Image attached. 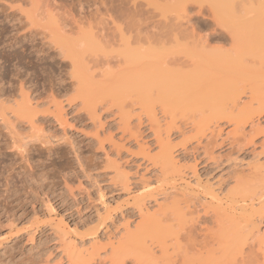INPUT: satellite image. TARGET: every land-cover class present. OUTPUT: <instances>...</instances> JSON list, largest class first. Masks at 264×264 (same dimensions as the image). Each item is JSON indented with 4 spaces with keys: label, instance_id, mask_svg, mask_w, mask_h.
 I'll return each mask as SVG.
<instances>
[{
    "label": "rangeland",
    "instance_id": "374dc122",
    "mask_svg": "<svg viewBox=\"0 0 264 264\" xmlns=\"http://www.w3.org/2000/svg\"><path fill=\"white\" fill-rule=\"evenodd\" d=\"M116 1L107 0L106 2V0H103L101 2L102 4L99 5L98 3L100 0H0V104H4V107H8L12 106V104L14 105L19 98L22 100L20 96L22 93L20 92H24L21 91V87H23L25 91L27 90V92L24 93L29 99L27 104L30 105V108L32 106V108L38 110V116L42 115V118L45 117L49 120L47 123H44V121H36L35 125L37 128L32 131L29 128V123L25 120L20 121L18 124L15 122L14 125L10 126V130H12L14 135L17 136L16 139L21 138V136L24 138L25 134H27L25 137L34 134L40 135L41 138H48L49 143L44 147H41L39 143H35L37 150L30 153V158H28L27 161L20 158L19 155L8 148L2 147L3 150H0V152H4V155H0V166L2 165L0 167V264H80V262L82 263L83 261L86 262V264H109L105 257L110 256V248L117 244L119 233L121 234V231L124 233L126 228L133 229L135 222L140 220L136 210H134L138 204L143 208V212L148 210L152 213L153 210L159 208V205L164 206L172 198H183L181 195L182 192L193 195L198 189H202V187H210L214 190L223 187H231L235 185V177L239 176L243 177L240 179H244L247 176L249 173V166H247V164L250 163L251 166L256 162H264V153H260L262 151L260 148L261 143L264 140V116H258L256 113H253L252 121H248L245 124L243 123V127L238 132V137L241 141H245V139L249 137L252 128H258L260 132L254 136L253 144L244 145L239 152L227 145V141L230 139L227 132L233 128V125L224 121L217 122L215 126L210 124L211 129L214 130V137L208 147L209 151H212L210 156H213L216 159V165L213 170L210 169L211 172L209 174H206L204 168L201 166L202 164L198 163L199 160H194V157L200 153V150L192 149V147L196 145V141L192 137L195 133L193 122L198 120L202 113L207 114L208 111L206 108L199 107L197 102H192L186 105L181 103L177 105L178 107L176 106V108L173 107L164 111L159 104H157L158 102H155V105H153V111L155 112L154 115L157 120V123L156 120L155 123L162 129L161 137L171 148L175 166L180 170L179 172H173L168 175L156 176L154 172H152V170H156V168L151 167V164L144 167V164L142 165V155L139 154L140 151L153 156L158 151V145L154 140V136H152L153 134H151L152 130L147 128V123L145 124L143 122L141 125L136 126L137 121L133 114L140 112V109L135 106V103H132L134 106L129 105L131 104L129 102V95L120 89L119 82H122V80L115 75L117 72L122 75L120 71L116 70L118 69V67L116 68L118 58L120 60V58H123L124 56H136V45L132 44V49L130 51H128L126 47L121 46V48H118L119 46L116 45L111 47L112 50L115 48V52L112 51L110 47L103 48L104 46L101 41L98 42L101 43L103 47L97 42V38L100 40V37L98 36L99 32L95 30L100 29L102 17L106 18V16L104 17L100 14L108 13L106 12V7H104L105 5L103 6L104 2V4L110 6L107 8L108 11H110V14L117 10V13H115L116 16L118 15L117 18H114L116 17L115 15L113 17L117 22L114 23H117L122 27V24L125 25L127 23L122 21L123 14L127 13L125 15L126 17L124 16V19L129 16L132 19V17L134 18L136 16V19L134 18L131 21H134L135 24H141L137 17L143 18L145 9L147 12L149 11L148 16H151L150 11L155 15L154 18L152 17L153 15L151 16L153 18V23H151V28L153 30L158 31L161 28L163 24L161 21H165L164 26L178 24L179 22L181 30H184L185 27H190V31L186 29L189 33H194L197 36L198 34H204L205 38L211 36L207 39L203 38L205 40L201 39L205 44L206 42L209 44L208 47L211 48L212 51V46L215 45L218 47L217 45L220 44V41H218V35H211L210 29L214 27L212 32L216 31L218 34L222 28L219 33L227 34L229 32V25H232L230 24V21L235 23L234 25H236V23H241L242 25H240L243 26L244 22L246 23L247 21L244 19V17H246L249 22L247 24L248 26H244V30L240 31L247 32L251 29L254 34V29L252 28H255L256 26V34L254 38H252L253 36H250L249 39L252 38L251 41H247V45L253 41L251 44L252 48L249 47V49H251V52H254V48L257 47L256 45L258 43L260 48L264 45V13L262 11H257L256 7L263 0H239L238 5H236L237 8L233 6L235 1L233 3L232 0L231 4H233L229 6H233L235 9L227 6L225 10L229 11V14L234 13L235 16L232 15L231 17L227 14L223 17L227 27L219 23L215 17H211L212 7L210 5L211 8H209L206 0H199L200 2L189 0L192 1L191 5L190 2H187L188 0H183L184 2L181 1V4L183 2V5L187 8H185L187 13L184 14L181 13V11L184 10L181 4L179 7L180 9L182 7V10L179 9L181 14L178 13V6H176V8L172 2L174 0H171V5L168 3L170 0H164L165 2H163V0H158L160 5H158L157 0H155L156 4L154 0H146V4L145 0H138V2L134 0V2L136 1L137 3L140 2L141 4H144V8L142 7L143 9L140 7L141 5L138 7L143 11L137 9V7L135 8L138 11L140 10L139 12L141 14L143 13V15L134 10V5L130 0H125L127 2V7L125 6V1L121 0L122 3H120L121 1H117L119 3ZM177 1L178 0L175 1V4H179ZM193 1L195 3H193ZM212 1L209 0V2ZM216 1L219 4V0ZM166 2L168 3V6L167 4L163 5ZM202 2L203 10L200 8V3ZM151 4L156 7L151 6ZM245 4H248L249 8L247 6L245 7ZM223 6L225 7V5L220 7L223 8ZM240 6L244 8L243 17H241L239 12L241 9ZM198 7L200 13L197 10ZM228 7L234 10H228ZM111 8H113L112 10L115 8V10L112 12L109 10ZM126 8H129L130 12L125 11L126 13H124L123 11L124 9L126 10ZM194 8L196 9L194 10ZM246 8L248 11H245ZM121 9L122 11L120 12L119 10ZM174 9L177 10L175 11ZM191 9L194 10V13L199 14H195L194 16L191 15V18V16H189L190 14L188 15V12ZM249 9L253 10V12H249ZM192 10L190 11L191 13ZM196 10L197 12H195ZM201 11H205L204 14L206 15H202ZM6 12L13 13L14 18L21 16V23H19L20 21L17 19H4L3 15L6 14ZM27 12H29V14L32 12H42L43 14L48 12L47 14H51L48 18L56 16V20H58L57 23H60L57 24L53 18L52 21L58 25V27L60 26V28H58L60 30L57 29L58 33H54L55 27L57 28V26L53 25L52 21L49 19L47 20V18L46 20H37L34 23L32 22V24L29 23V21L23 17ZM246 12H248V14ZM257 12H260V15ZM128 13H131V15H128ZM171 13H173V15ZM55 14L59 15L57 16ZM67 14L69 16H67ZM88 14L91 16L88 17ZM185 14L186 17L188 15L190 19L189 17L186 19L182 16ZM249 14L252 15L249 16ZM83 15H85L86 19H84L85 17ZM145 15H147V13ZM100 16L102 17L99 22L96 18ZM150 16L148 18H151ZM208 16L213 19L211 22H213V24L216 23L220 29L218 27L216 28V25L213 26L211 22V25L208 24L207 28L205 26L206 29L204 26L202 28L203 22L209 20L208 18L206 19ZM229 16L231 19H233L234 16L235 19L230 20ZM181 17L185 19L180 21ZM204 17L205 20L202 21ZM62 18H64L63 21ZM88 18H91L92 24L90 23L91 20ZM148 18L146 16L144 22L148 25L147 29L150 30L151 28L149 25L151 24L146 23ZM237 19L238 21L239 19L242 21L244 20V22H237ZM114 20L110 21L111 24L110 22L108 24L112 29L117 25L113 24ZM127 20L131 22L130 19L127 18ZM155 20L156 23L159 20L161 26L156 24ZM186 20L190 23L187 21V24ZM261 20H263L262 24L260 23ZM149 21H151V19H149ZM67 22L68 25H65V28L62 24H67ZM167 22L170 23L165 25ZM206 22L204 25H207ZM192 23L194 26L196 25V28L192 27ZM254 23L256 24L254 25ZM153 24H156V28ZM182 24H185V27ZM251 24H253L254 27H252ZM13 25H16L17 28L11 27ZM79 25L80 27L83 26V29H81ZM96 25L97 27L99 26V29ZM234 25L232 26L234 27ZM90 26L94 32H97L94 33V36L92 37L91 34H93V32H91V28L88 29ZM238 26L239 25L235 27L238 28ZM72 27L73 29L75 27V30H73ZM67 28L72 29L71 34L74 35V39L71 35L70 37L68 36L70 30L68 31ZM208 28L210 29L207 31ZM225 28L228 32L226 30L224 31ZM30 29H33V31H36L37 33H43L44 36H47V40H50V38H53L52 40H57L60 37L59 34L62 33L61 29H66L65 34H68V38L76 41H74V44L73 41L70 42L71 40L65 39L67 41L69 40V44H73L71 49L69 47V52L73 55L75 54V73L77 72V74L79 73V76L83 77L78 78V75L73 72L77 80L76 78L71 77L74 78L72 81L69 73L65 74L68 69L69 71L72 69V64L70 65V61L61 64L63 58L57 54V51H55L54 48L53 50L51 48L50 50L46 48L43 51L44 53L41 52L37 54L34 52L35 55L32 52L33 48L31 47L32 50H30L31 48H28L31 46L29 42L19 41L17 38L18 35L28 32ZM191 29H193V32ZM217 29H219V31ZM239 29L240 26L238 30ZM78 30L86 33H80ZM199 30L202 34L199 33ZM204 30L206 33H204ZM67 31L68 33H66ZM73 31H78L82 35L80 36L78 32L73 33ZM89 31L91 34H88ZM234 31L236 32V30ZM52 34L53 37H50ZM95 34H97L96 38ZM205 34H208V36ZM66 35L63 34L62 38L64 39V36ZM77 38L79 40H77ZM80 40L83 43H81ZM180 41H182L184 45H181L183 43L180 42V47L175 44H171V46L172 48L177 47L181 53L179 56L181 55L182 59H185V53L191 51L193 47L190 42H187L188 40ZM79 42L82 45H80ZM222 42H226L221 43L222 45L226 44L223 45L224 49L227 50L228 47L230 49L227 50V54L228 52L229 54L228 56L225 54L226 57L228 58L230 55L229 58L234 59L235 56L231 55L232 53L234 54V52L231 51V45L229 46L230 42L228 44L227 41ZM92 43H95V45L98 44L95 46ZM86 44L89 45L86 46ZM98 45L99 48L97 47ZM187 45L191 47L188 49ZM220 47L222 46L220 45ZM260 48L259 50H261ZM72 49H76L77 51ZM109 49L111 52L108 51ZM256 49L258 50V47ZM226 50H223L222 48V50H216L217 53L214 52L219 58H226L225 56H222ZM211 51L209 53H213V51ZM220 51L223 53L220 54ZM116 52L123 53H120L121 57H118L120 54H117L118 58L116 59ZM200 52L202 55L207 56V59L209 60L213 61L216 59L212 54V56L207 55L208 48L206 47L204 50H200ZM104 53L110 57V75H108V70L105 67L102 69L101 66L103 65H99V63H102L105 59ZM87 54H91L93 57L91 59L92 61L98 62L95 64L96 67H94L95 65H91V56ZM37 55H39V57ZM76 55L79 56L80 60ZM203 58L202 60L204 61ZM76 59L78 60L76 61ZM83 62L90 64L87 66H91V68L89 69L88 67V69H86ZM100 69L101 71L104 70V72H101ZM112 69L116 72L114 71V73ZM213 69L214 68L210 70L213 72ZM82 72L83 75L81 74ZM199 72L200 70H196L190 74H195L197 76ZM111 73L112 76L114 75V78L111 76ZM123 73L126 74L127 72ZM132 75L135 76L134 78L140 76L138 73ZM125 77H127L125 78L127 79L126 82L132 80L128 79V77L131 78V76L126 75ZM116 78L119 80L118 82ZM67 79H69V81ZM125 79H123V81H125ZM112 83H114V85ZM178 92L180 93L181 90H175L174 94L176 93V95H178ZM248 93L249 90H246L244 94L241 93L237 96V103H239V106L245 104V102H249L250 95H248ZM14 96L17 98L16 101ZM168 97L169 96H167V98ZM53 100L62 107L61 117L65 122L60 124L56 123L53 119V115L48 114V111L46 112L47 108L48 110L52 109L51 111L53 112L55 111V108L53 107L55 103L52 102ZM45 104L48 106L45 107ZM252 104V107L256 108L257 104ZM120 109H122V111L125 110L130 115L129 130L134 132L135 137H129V132L123 131L121 128L122 125L119 127L117 126L118 122L116 120L119 119L118 111ZM91 110H94L95 113L98 114L99 119L96 118L92 120L88 117L89 111ZM6 115H8L7 118L10 116L13 119V116L9 111L6 112ZM144 119L146 120L143 116L142 121H145ZM16 124L17 126H15ZM177 126L180 127V130L176 129ZM4 129L3 124L0 123V144H3L6 140H10L8 131ZM99 140H102L101 146H99ZM1 141L3 142L1 143ZM50 142L52 144H50ZM185 143L186 150H183L181 145ZM45 148H50V151H47ZM255 154L256 156L254 157L253 155ZM194 163H196L197 171L195 174L191 175L189 173L190 167ZM195 179L198 183H195ZM163 193H166L167 195L165 196ZM170 193L171 195H169ZM151 196H153V198H151ZM163 196L167 199L165 200ZM154 197L156 200H153ZM212 204L216 205L215 202ZM260 228L261 230H264V225L261 224ZM153 249L154 253L157 252L156 256H159V250L157 248ZM169 252H171V250ZM90 257L91 259H89ZM158 264H161V262H158Z\"/></svg>",
    "mask_w": 264,
    "mask_h": 264
},
{
    "label": "bare ground",
    "instance_id": "6f19581e",
    "mask_svg": "<svg viewBox=\"0 0 264 264\" xmlns=\"http://www.w3.org/2000/svg\"><path fill=\"white\" fill-rule=\"evenodd\" d=\"M102 1L103 0H100L98 4L99 5L102 4L101 3ZM117 1L120 2L121 0H117ZM136 1L138 2V0ZM136 1L134 2V0L132 1L130 0V2H132L134 5L133 7L134 10L137 13H140L139 12L140 10L143 11L142 9L144 8L143 7L144 4H141L140 2L137 3ZM149 1H152V0H149ZM165 1L163 0V2ZM175 1L176 0L172 2L174 3L175 7L178 6V8L176 7L178 9V13H180V10H182V7L184 10H182L181 13L183 14L187 13L185 11L187 8L185 5H183L184 1L178 0L177 2H179V4L178 3L175 4ZM181 1H183L182 4H181ZM196 1L200 2L199 0H196ZM206 1L208 2L207 4L209 8L212 7L211 17H215V19L219 23L226 26L224 22L225 19L223 17L227 14L232 17L234 13H231L230 11L231 14H229V11H226L225 8L229 5H232L234 1H235L234 3L235 5L233 4V6L237 8L236 5H238L239 0H233L232 4H231L232 0H219L218 1L219 4L217 3L216 0H213V1L211 0L212 2H209V0H206ZM158 2L159 1L157 0V3ZM170 2L171 0L168 3L170 4ZM187 2H190V5L192 4L191 3L192 1L188 0ZM104 3H103V6L105 5L104 7H106V10H107L106 12L108 13L100 14L104 17L106 16V18H103L102 16L98 17L99 19L96 18L100 22V19L102 17L100 29L98 28L99 26L97 27V25L96 27L99 30L95 29L96 31L99 32L98 36L100 37V40L99 38H97L98 40L97 39L95 40H97V42L101 41L104 47L102 46L101 43L99 42L98 43L101 44L103 48L110 47V49L112 46L116 45V46H119L118 48H121V46L126 47L128 51H130L132 49L131 48L132 44L136 45L135 51L137 52V54L134 57L124 56L122 58L120 53H123L124 50L123 52H116V59L118 57L122 58V59L120 58V60L118 58L116 68L118 67L119 70L118 69L116 70L120 71L122 75L118 72H117L118 74L115 73L116 71L113 69L112 71L113 72L115 71L114 72L115 75H117V77H119L120 80H122V82L121 81L119 82L120 89L126 92V94L128 93L129 98H130V101L129 100L128 101L131 103L129 105L134 106L133 104L135 103V106L139 107L140 109V112L133 114V116L136 117V121H137L136 126L141 125L143 122L145 124L147 123V126H148L147 128L152 130L151 134H153L152 136H154L155 138L154 140L158 145L157 147L158 151L153 156L147 153H144L143 151H140L139 154L142 155V161H143L142 165L144 164V167L151 164V167L156 168V170H152V172H154L156 176L168 175L173 172H179L180 170L179 168L175 166V161H174L171 148L161 137L162 129L160 128L159 125H156L157 120L154 115L155 112L153 111V105H155V102H158L157 104H159V106L164 111L169 110L173 107L176 108V106L181 103L182 104L184 103L186 105L192 102H197L199 107L206 108V110L208 111L207 114L202 113L200 118L193 122L195 133H194V136H192L194 140L196 141V145L192 147V149L200 150V153L196 157H194V160L195 161L199 160L198 163L202 164L201 166L204 168V172L206 174H209L211 172L210 169L213 170L215 168L214 166L216 165V159L215 157L210 156V153L212 151H209V147H208V145L211 143V140L214 137V130L211 129L210 124L211 125L213 124L215 126L217 122L224 121L228 124L233 125V128L227 132V135L230 136V139L227 141V145L230 148L235 149L237 152H239L244 147V145L253 144L254 136L260 132L258 128L257 129L252 128L251 133H249V137L245 139V141L240 140V138L238 137V132L243 127V123L245 124L248 121L249 122L252 121L253 113H256L258 116L260 115L264 116V45L262 48H260L259 43L257 42L258 43L256 45L258 47V50H257L256 49L257 47H255V44H254V47H255L254 52H251L250 51L251 49H249V47L252 48L251 44L253 43V41L252 43L250 42V44L247 45V41H251V39L254 38L256 34L255 33L256 26L255 28H252L254 29V34L252 33L253 31H251V29L247 32L240 31V30H244L243 27L248 26L247 24L249 23L248 19L244 17V19L247 20L246 23L244 22V20L242 21L239 19L238 21L237 19V22H240V21L244 22L243 26H241L242 25L241 23L239 24L236 23V25H234L235 23H232L230 21V24L234 25V27L232 25H231L232 27L229 25L228 27L229 29L227 28L229 32L225 28L224 31L226 30L228 33L221 34L219 32H221L222 28L219 31L220 28L215 23L216 21L214 22L215 24H213V22H211V20L213 19H211V17L209 16L206 17V19L208 18L210 21L208 20L209 23L208 21L207 22L205 21L207 25L206 24L204 25L205 22H203L202 28L203 26L204 28L205 26L207 28L208 24L209 25L213 24V26L216 25V28L217 27L219 28L217 29L219 31V32L217 31L218 34L216 33V31L212 32V29L214 30V27L213 28L211 27L212 29L210 28L207 29V31L210 29L211 35L212 34L218 35L217 36L218 41H220V44L217 45L218 47H216L215 45H214L215 47L212 46L213 53H209L211 51V48L208 47L209 44H207V42L205 44V42L202 41V39L205 37H204V34L200 33V30H199V33L202 35L198 34L197 36L194 33H189L190 27H185V24H182L185 27L184 29L185 31L181 30L179 22L178 24L175 22L176 24H170V25H167L168 23H170V22H167L165 23V25L167 26H164V22H165L164 19H163L164 22L161 21V23H163L162 24L163 28L160 25L161 23L159 22V20H158L159 23L158 22L156 23V20H155V23L160 25L161 28L158 31L153 30L151 28L152 26L151 23H153L152 21L155 15H153L151 11H150V14L151 16L153 15L152 16L153 18L150 15L149 16L151 18H148L149 11L147 12V10L145 9H144V15L143 13L142 14L140 13L141 15H143V18L141 17L142 18L141 19L140 17H137L139 18L140 23L143 25L142 26L141 24H135L134 21L133 22L131 21L134 18L136 19V16L134 13H133V15L135 16L134 18L132 17L131 19L130 16L127 17L128 19H130L132 23L129 22L127 18H125L127 21L124 19V16L127 14L125 11L128 12L129 8H126V10L124 9L123 12L126 14H123L124 15L123 18L119 13L120 17L123 19L122 21L127 22L125 25L120 22L123 25L122 27L121 25L119 26L117 23H114V22H117V20L115 21L113 19L115 13H117L116 12L117 10L114 11L115 8L114 10H112L113 8L109 9L112 12L114 11V13L110 14L109 13L110 11H108L107 9L110 6ZM120 3H122V1ZM124 3H126L125 4L126 6L127 2L125 1ZM168 3L166 2L163 5L167 4L168 6ZM193 3L195 2L193 1ZM145 4H146V0H145ZM155 4H156V1H155ZM180 4L182 6L181 9L179 8ZM200 4H201L200 8H202L203 2ZM158 5L160 4L158 3ZM222 5H225V7L224 6L223 8L220 7ZM139 6L143 8L140 9L138 8ZM151 6L156 7L153 4H151ZM233 6H229V7L232 8ZM246 6L248 7L249 5L245 4V7ZM136 7L137 9H140V10L138 11L137 9H135ZM229 7H228V10L235 9L234 7H233L234 9H231ZM256 7H257V11H262L264 13V0L261 3H259L258 6ZM240 8L242 10L244 9L242 8V6H240ZM122 9L119 11L121 12ZM195 9L196 8H194V10ZM241 9L239 12H240L241 17H243L244 10L242 12ZM194 10H192V13H194L193 12ZM197 10L199 12V7ZM197 10L195 12H197ZM145 11L147 15H145L146 14ZM190 11L188 12V15L190 14L189 16L191 15L194 16L195 14L198 15L200 13L199 12V13L192 14ZM245 11H248L247 8ZM251 11L253 12V10L249 9V12ZM204 12L205 11L203 12L201 11L202 15H206L204 14ZM32 13L29 14V12H27L25 15H23V17L26 18L27 21H29V23L31 24L32 22L34 23L37 20H41V19L46 20V18L47 20L49 19L51 21L53 18L56 21V23L58 21L56 20L57 18L56 16L48 18L51 16V14H47L48 12L44 14L42 12L40 13L36 12L33 14ZM246 13L248 14V12ZM129 14L131 15V13H128V15ZM171 14L173 15V13ZM258 14L260 15V12ZM188 15L187 17H189ZM251 15L249 14V16ZM67 16L69 15L67 14ZM83 16L85 17V15ZM89 16L91 15L88 14V17ZM117 16L114 18H117ZM144 16L145 17L147 16L148 21L149 19H151V21L149 22L146 20V23L151 24L149 26L152 30L147 29L148 25H146L144 22L145 21ZM182 16L187 19L186 14ZM230 16H229L230 20L235 19L234 17L235 15L233 16V19H231ZM3 17L6 20H10V19L16 20L17 19L18 21H20L19 23H21V19H20L21 16L14 18L13 13L6 12V14H4ZM183 17H181L180 21H183L185 19ZM91 18H88V19L91 20ZM63 19L64 18H62V21ZM84 19H86V17ZM112 20H114L113 24H117L116 26L113 27V29L110 26H108L109 22ZM188 20H186V23ZM203 20H205V17L204 19H202V21ZM189 21L188 23H190ZM261 21L260 23L262 24L263 20ZM143 22L145 25L143 24ZM59 23L60 22H58L57 24ZM90 23L92 24V20ZM256 23H254V25ZM75 24H76V21H75ZM156 24H153L155 25V28H156ZM53 25L57 26V28L54 26L55 30L60 28V26L58 27V25H56L55 23H53ZM62 25L65 27V25H68V22L67 24H62ZM237 25L240 26L239 30H238L239 26L238 28L235 27ZM254 25L251 24L252 27H254ZM91 26L88 29H90ZM11 27L17 28L16 25H13ZM82 27L83 26H81L80 28L83 29ZM192 27L196 28V25L195 26L193 25ZM62 29H61L62 33L66 35L65 34L66 29L65 30H62ZM72 29L71 28L68 29V31L70 30V33L69 35L68 34L67 35L69 37L71 35L73 38L74 35L71 34ZM186 29H188L189 31ZM233 29L236 30V32ZM55 30H54V33L55 32L58 33V30L60 29H58L57 31ZM73 30H75V27ZM90 30L91 32H93V34H91L90 31L88 32V34H91V37L94 36V33H97L96 31L94 32L92 28ZM191 30L193 32V29ZM68 31L66 33H68ZM78 31L80 32V30ZM78 31H75V32L73 31V33H76ZM17 33H20V32H17ZM62 33L59 34L60 37L57 40H52L53 38L52 39L50 38V40H47L46 38L47 36L46 35L44 36L43 33L41 32L37 33L36 31H33V29H30L28 30V32H24L23 34L21 33L20 35H18L17 38L21 42L23 41L29 42L31 46L28 48L32 47L33 53L34 52L37 54L41 52L44 53L43 52L44 49L47 48L48 50H50L51 48L53 50L54 48L55 51H57V54H59L63 58V59L61 58L62 59L61 64H65V62L67 63L68 61H70L69 62L70 65L72 64L71 66L73 70L70 69L69 71L68 69L69 72L66 71L65 74L69 73L70 79L74 80V78H76L75 74H77V72L75 73L76 69L74 68L75 67V61H74L75 54L73 55L72 53L69 52V47L71 49V46L73 45V44L71 45V43L69 44V40H71L70 42L72 41L74 42L75 40H73L74 38L69 39L67 35L64 36V39H63ZM80 33L79 35L81 36L82 34ZM204 33H206L205 30H204ZM59 35H56V36H59ZM79 35H76V36H79ZM96 35L97 34H95V38H96ZM205 35L208 36V34H205ZM250 36L251 37L253 36V37L249 39ZM50 37H53V34ZM210 37L211 36L207 38H210ZM65 39H69V40L67 41ZM212 39H215V38H212ZM77 40L79 39L77 38ZM180 40H188L187 42H190L191 46L193 47L191 51H188L187 53H185L184 55L185 59H182L181 55L179 56V54L181 53L177 49V47L172 48L171 46V44H175L178 47H180L179 43L182 42ZM222 41H227V44L230 42L229 46L231 45V49H232L231 51L234 52L235 55L232 52L230 53H232L231 55L235 56L234 59L229 58L230 55L228 58L226 57L225 54H227V50H230V49L229 47L227 48V50L224 49L223 45H226V44L222 45L221 43H226V42H222ZM80 42L83 43L81 40ZM85 43H88V42H85ZM95 43H92V44L95 45ZM89 44H86V46ZM181 45H184V43ZM220 45L222 47H220ZM191 46L187 45V48L189 49V47ZM76 47H77V44H76ZM97 47L99 48V45ZM205 47L208 48L207 55L208 56L213 55L214 57H216V59L212 61V60L207 59L208 58L207 56L202 55L200 50H204ZM32 48L30 50H32ZM222 48L223 50H226V51H224V53L220 51L221 52L220 54L223 53L222 56H225L226 58H222V57L219 58L218 55L215 54V52L217 53L216 50L218 49L222 50ZM259 48L262 51L259 50ZM110 49L108 50L109 52H111L112 50ZM113 49L114 50L112 51L115 52V48ZM72 50H76V49H72ZM117 54L118 55L120 54V56L117 57ZM37 56L39 57V55ZM89 56H91V54ZM76 57H78L79 59V56L76 55ZM92 58L93 57L91 56L90 60ZM104 58L105 59L102 62L103 64L99 63V65L100 64L103 65V66L101 65L100 66L102 67V69L105 67L108 70V75H110V72H109V70H111L110 57L106 54ZM202 58L204 59V61L202 60ZM78 59H76V61ZM98 61L101 62L100 60ZM90 62L92 63L91 64L92 66L98 63L92 60ZM85 63H84L85 65L84 67L88 69L89 66L87 65H90V64H87V62ZM210 66L214 68L213 72L211 71L212 68ZM94 67H96V65ZM68 68H69V65H68ZM90 68L91 66L89 67V69ZM208 69L212 73H210ZM196 70H200L197 76L195 74H190L191 72L196 71ZM101 72H104V70ZM123 72H127L128 74L127 73L124 74ZM134 73H138L140 76L134 78L135 76L132 75ZM81 74L83 75V72ZM77 75H78V78L83 77V76H79V73ZM126 75L131 76V78L128 77L129 80L132 79L130 82H126L127 81V79H125L127 78L125 77ZM111 76H112V73H111ZM71 77H74V78H71ZM122 78L125 79V81H123ZM67 80L69 81V79ZM118 81L119 80L117 79V82ZM112 84L114 85V83ZM22 89L23 87H21V91H24L25 93L27 92V90L25 91L24 89L23 90ZM178 89L179 91L181 90V92L180 93L178 92L179 93L178 95H176V93L174 94V91ZM246 90H249L248 95H250L249 96L250 100L248 103L245 102V104L242 103L243 105L239 106V103H237V98H238L237 96H239V94L241 93L244 94ZM24 92H20L22 93L20 95L22 100L19 98L20 101L19 100L16 101L17 98H15L14 96L15 101H16L14 105L12 104V106L4 107L3 106L4 104L3 105L0 104V123H2L4 128L8 131V136L10 138L9 141L6 140L7 142L4 141L3 144H0V150H3L2 147L8 148L9 150L14 151V153L19 155L20 158L27 161L28 158H30L29 157L30 153L37 150L35 143H39L41 147H44L46 146V144L49 143L48 138L47 137L41 138L40 135H34V134L33 135L30 134L29 137H25L27 135L25 134L24 138H22L21 136L22 139L21 138L16 139L17 136H15L13 131L10 130V126L14 125L15 122L18 124L20 121L25 120L26 122L29 123L30 125L29 128L32 131L37 128V126L35 125L36 121L37 122L44 121V123H47L49 122V120L45 118L44 116H43L44 118H42L41 117L42 115L38 116V110L32 108V106L30 108V105L27 104L29 102V99ZM167 96L169 97L167 98ZM52 102L55 103L54 100ZM252 103L257 104L256 108L252 107L253 105ZM47 106L48 105H46L45 107ZM53 107L55 108L56 112L51 111L52 109L51 110L49 109L50 110L49 111L48 108L46 112L48 111V114L53 115V119L56 121V123L60 124L62 122H65V120L61 117L62 107L57 103H55ZM44 110H43V113H44ZM7 111H9L10 114H12L13 119L10 116L9 118H7L8 116L6 115ZM118 113H119V119L116 118L117 119L116 121L118 122L117 126L119 127L120 125H122L121 127L122 130L129 132V137H132V136L135 137L134 132L129 130L130 115L125 110L122 111V109H120ZM143 116L146 118V120L144 119L145 121H142ZM88 117L92 120L96 118L99 119L98 114H96L94 110L89 111ZM9 119H12V120H9ZM155 120H156V123H155ZM17 124L15 126H17ZM176 129L180 130V127L177 126ZM2 142L3 141H1V143ZM50 144L52 143L50 142ZM101 145H102V140H99V146ZM181 147L183 150H186V143L181 145ZM260 148L262 150L260 153H264V140L262 141ZM46 150L50 151V148H47ZM3 153L4 152H0V155ZM253 156L255 157L256 154ZM256 163L255 164L253 163L251 166H250V163L249 164L246 163L247 166H249V173L247 174L248 177L246 176L247 177V178L245 177L246 179L245 178L240 179L243 177H239V176L235 177L234 186L226 187V188L223 187L217 190L211 189L210 187H202V189H198L197 192L193 195L182 192L181 195L183 196V198H180V199L172 198L164 206L159 205V208L157 210H153L152 213H150L148 210L146 212H143V208L141 207L140 204H138L134 208V210H136V213L139 216L140 220L138 219L139 221L135 222V224L133 223L134 224L133 229L126 228L124 233L122 231H121V234L119 233L120 236L118 235L119 239L117 238V244L110 248L111 249L109 251L110 256H106L107 258L105 257V259H107L109 264H129V263L130 264H158V262H161V264H264V230H261L260 228L261 224L264 225V162L263 163L259 162L257 164ZM196 171H197L196 163H194L190 167L189 173L193 175L196 173ZM195 183H198L196 179H195ZM163 194L165 196L167 195L166 193H163ZM169 195H171V193ZM151 198H153V196H151ZM163 198L165 200L167 199L164 196ZM153 200H156V198L154 197ZM214 202L216 203V205L212 204ZM153 248H157L159 250V254H160L159 256H156L157 252L154 253ZM170 250L171 252H169ZM89 259H91V257ZM80 264H86V262L83 261L82 263L80 262Z\"/></svg>",
    "mask_w": 264,
    "mask_h": 264
}]
</instances>
